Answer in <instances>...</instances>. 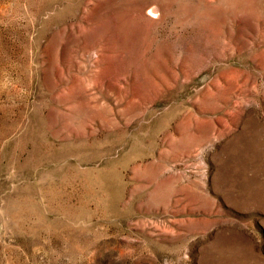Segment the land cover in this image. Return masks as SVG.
Instances as JSON below:
<instances>
[{
	"label": "rangeland",
	"instance_id": "rangeland-1",
	"mask_svg": "<svg viewBox=\"0 0 264 264\" xmlns=\"http://www.w3.org/2000/svg\"><path fill=\"white\" fill-rule=\"evenodd\" d=\"M0 264H264V0H0Z\"/></svg>",
	"mask_w": 264,
	"mask_h": 264
},
{
	"label": "bare ground",
	"instance_id": "bare-ground-1",
	"mask_svg": "<svg viewBox=\"0 0 264 264\" xmlns=\"http://www.w3.org/2000/svg\"><path fill=\"white\" fill-rule=\"evenodd\" d=\"M152 11V10H151Z\"/></svg>",
	"mask_w": 264,
	"mask_h": 264
}]
</instances>
